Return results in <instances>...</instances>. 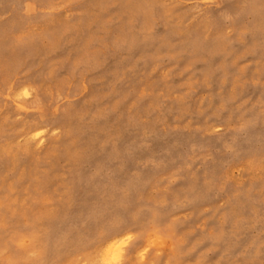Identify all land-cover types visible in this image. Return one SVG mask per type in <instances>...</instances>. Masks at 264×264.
Wrapping results in <instances>:
<instances>
[{
	"label": "rangeland",
	"instance_id": "obj_1",
	"mask_svg": "<svg viewBox=\"0 0 264 264\" xmlns=\"http://www.w3.org/2000/svg\"><path fill=\"white\" fill-rule=\"evenodd\" d=\"M0 264H264V0H0Z\"/></svg>",
	"mask_w": 264,
	"mask_h": 264
},
{
	"label": "bare ground",
	"instance_id": "obj_2",
	"mask_svg": "<svg viewBox=\"0 0 264 264\" xmlns=\"http://www.w3.org/2000/svg\"><path fill=\"white\" fill-rule=\"evenodd\" d=\"M117 235H118V233H114V234H113V238L117 237ZM113 238H112V239H113ZM111 242H112V240H110V243H111ZM113 242H114V240H113ZM108 244H109V243H108ZM111 244H112V243H111ZM111 244H109V245H111ZM113 244H114V243H113Z\"/></svg>",
	"mask_w": 264,
	"mask_h": 264
}]
</instances>
